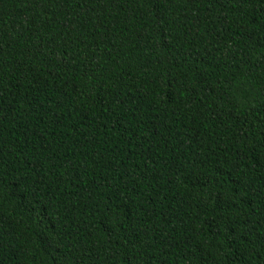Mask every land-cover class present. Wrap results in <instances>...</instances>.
I'll return each mask as SVG.
<instances>
[{
	"label": "trees",
	"instance_id": "16d2710c",
	"mask_svg": "<svg viewBox=\"0 0 264 264\" xmlns=\"http://www.w3.org/2000/svg\"><path fill=\"white\" fill-rule=\"evenodd\" d=\"M0 264H264V0H0Z\"/></svg>",
	"mask_w": 264,
	"mask_h": 264
}]
</instances>
